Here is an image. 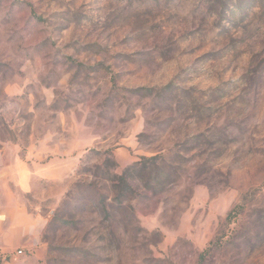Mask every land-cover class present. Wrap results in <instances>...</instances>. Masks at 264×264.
I'll return each instance as SVG.
<instances>
[{
  "label": "rangeland",
  "instance_id": "obj_1",
  "mask_svg": "<svg viewBox=\"0 0 264 264\" xmlns=\"http://www.w3.org/2000/svg\"><path fill=\"white\" fill-rule=\"evenodd\" d=\"M5 148L0 264H264V0H0Z\"/></svg>",
  "mask_w": 264,
  "mask_h": 264
},
{
  "label": "crops",
  "instance_id": "obj_2",
  "mask_svg": "<svg viewBox=\"0 0 264 264\" xmlns=\"http://www.w3.org/2000/svg\"><path fill=\"white\" fill-rule=\"evenodd\" d=\"M12 150L5 148L0 150V236L3 237L0 247L6 250L23 249L27 247H34L37 243V236L41 232L38 228L30 232V229L25 227L26 223L33 221L24 207H19L13 210L11 203H13V189L12 182L19 185L25 184L27 181L28 169L27 164L12 163ZM17 167L23 168L24 173H19ZM41 177H44V171L41 169ZM18 202V200L16 199ZM38 220V219H35ZM38 221L35 223L37 225ZM27 226V225H26ZM1 239V238H0Z\"/></svg>",
  "mask_w": 264,
  "mask_h": 264
},
{
  "label": "built area",
  "instance_id": "obj_3",
  "mask_svg": "<svg viewBox=\"0 0 264 264\" xmlns=\"http://www.w3.org/2000/svg\"><path fill=\"white\" fill-rule=\"evenodd\" d=\"M17 253L21 255V254H23V251L19 250Z\"/></svg>",
  "mask_w": 264,
  "mask_h": 264
},
{
  "label": "trees",
  "instance_id": "obj_4",
  "mask_svg": "<svg viewBox=\"0 0 264 264\" xmlns=\"http://www.w3.org/2000/svg\"><path fill=\"white\" fill-rule=\"evenodd\" d=\"M222 2H224V0H221Z\"/></svg>",
  "mask_w": 264,
  "mask_h": 264
}]
</instances>
